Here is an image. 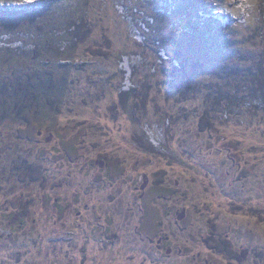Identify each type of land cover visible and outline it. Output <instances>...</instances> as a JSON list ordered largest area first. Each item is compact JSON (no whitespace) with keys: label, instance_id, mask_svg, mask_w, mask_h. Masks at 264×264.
<instances>
[{"label":"rangeland","instance_id":"obj_1","mask_svg":"<svg viewBox=\"0 0 264 264\" xmlns=\"http://www.w3.org/2000/svg\"><path fill=\"white\" fill-rule=\"evenodd\" d=\"M0 264H264V0H0Z\"/></svg>","mask_w":264,"mask_h":264}]
</instances>
